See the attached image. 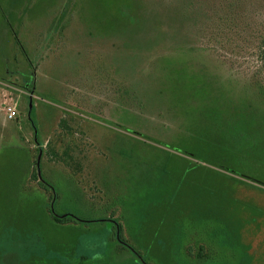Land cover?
Here are the masks:
<instances>
[{"label":"rangeland","instance_id":"obj_1","mask_svg":"<svg viewBox=\"0 0 264 264\" xmlns=\"http://www.w3.org/2000/svg\"><path fill=\"white\" fill-rule=\"evenodd\" d=\"M138 1L0 0V264H264V0Z\"/></svg>","mask_w":264,"mask_h":264},{"label":"trees","instance_id":"obj_2","mask_svg":"<svg viewBox=\"0 0 264 264\" xmlns=\"http://www.w3.org/2000/svg\"><path fill=\"white\" fill-rule=\"evenodd\" d=\"M224 1H226V0H224ZM187 2L189 4V0H187ZM171 3H173V5L175 6V2H173L171 0ZM188 4H186V5L184 4V7L182 8V10H181V6L180 7H178V5L176 6V10L178 11L177 16H178L179 20L181 19L182 21H188V19H189L187 17L188 16V9L191 11L193 10L192 9L193 6L191 5V1H190L189 6H188ZM131 5L133 6V8H131ZM187 6H188V9H187ZM143 7L144 6H142L139 1L136 3L135 0H130V15L138 17L141 14ZM222 10H223V4L220 5L219 13H221L223 16H225L226 14L222 13ZM258 28H259L258 30H259L260 34L258 35L259 45H258L257 49H255L254 53H252L251 49H248V47H244V50L248 54V57H242L241 56L240 60H243V61L247 60L248 61V58H250V56L253 54L255 63H254V73H253V75H251V77L259 79V80L261 79L260 81L264 84V21H263L262 25ZM223 45L224 44H222V46ZM260 87H261V85H260ZM259 93L263 95L264 91H261ZM33 176H34V179L36 181H38L37 173ZM38 182L41 185V182L40 181H38ZM53 218L61 224H68V223L73 221V217H71L70 215H67V214L62 215L60 217L58 215L54 214Z\"/></svg>","mask_w":264,"mask_h":264},{"label":"built area","instance_id":"obj_3","mask_svg":"<svg viewBox=\"0 0 264 264\" xmlns=\"http://www.w3.org/2000/svg\"><path fill=\"white\" fill-rule=\"evenodd\" d=\"M7 113H8V117L9 118H14L16 111L15 108L13 106H7Z\"/></svg>","mask_w":264,"mask_h":264}]
</instances>
